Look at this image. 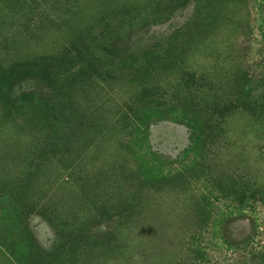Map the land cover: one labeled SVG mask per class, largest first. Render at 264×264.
Returning <instances> with one entry per match:
<instances>
[{
  "label": "rangeland",
  "instance_id": "rangeland-1",
  "mask_svg": "<svg viewBox=\"0 0 264 264\" xmlns=\"http://www.w3.org/2000/svg\"><path fill=\"white\" fill-rule=\"evenodd\" d=\"M78 44L0 86V264H263L264 0H0V81Z\"/></svg>",
  "mask_w": 264,
  "mask_h": 264
},
{
  "label": "trees",
  "instance_id": "trees-1",
  "mask_svg": "<svg viewBox=\"0 0 264 264\" xmlns=\"http://www.w3.org/2000/svg\"><path fill=\"white\" fill-rule=\"evenodd\" d=\"M70 48V59L66 61L53 57H41L36 61L20 64L16 75L22 74L23 78L15 79L17 77L15 74H9L4 80H1L0 86L3 87V90L5 91L4 93L11 95L14 87L20 85L28 74H31L46 90L47 94L45 95V98H50L54 94L59 93L63 82L71 84L72 82L79 80V82L82 83L86 79H90L91 76H96L98 68H101L102 63L98 62V59L94 57L92 52H90L89 47L78 44L73 45L72 47L70 46ZM33 94L34 93L31 91L29 93H22L20 94V99H25V96ZM45 98L43 99L42 96V100H45ZM250 195L258 197L259 194L257 195L256 190H250ZM225 197H228V195ZM232 200L240 202V199L237 196H233ZM244 240L247 244V238ZM194 254L197 257L196 264H206L200 260L202 259L204 252L197 248L194 250ZM257 255L254 256L256 258L259 257V260L264 264V256Z\"/></svg>",
  "mask_w": 264,
  "mask_h": 264
}]
</instances>
